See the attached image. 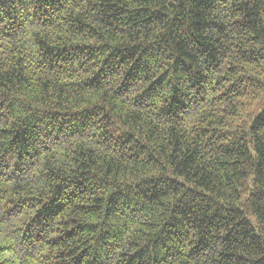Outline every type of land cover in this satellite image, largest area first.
Returning <instances> with one entry per match:
<instances>
[{"label":"trees","instance_id":"obj_1","mask_svg":"<svg viewBox=\"0 0 264 264\" xmlns=\"http://www.w3.org/2000/svg\"><path fill=\"white\" fill-rule=\"evenodd\" d=\"M0 264H264V0H0Z\"/></svg>","mask_w":264,"mask_h":264}]
</instances>
